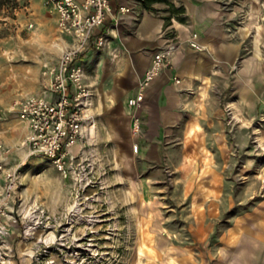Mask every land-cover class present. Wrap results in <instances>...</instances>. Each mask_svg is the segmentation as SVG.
Instances as JSON below:
<instances>
[{"label":"rangeland","instance_id":"obj_1","mask_svg":"<svg viewBox=\"0 0 264 264\" xmlns=\"http://www.w3.org/2000/svg\"><path fill=\"white\" fill-rule=\"evenodd\" d=\"M4 1L0 98L10 101L30 89L26 77L44 59L59 58V32L47 0ZM254 33L212 79L207 134L165 145L158 164L146 167L117 145L115 161L99 153L95 184L77 196L51 161L22 160L7 264H264V36L255 47L264 32ZM253 47L260 59L249 70ZM200 136L208 145L194 144ZM36 207L50 226L29 220Z\"/></svg>","mask_w":264,"mask_h":264},{"label":"crops","instance_id":"obj_2","mask_svg":"<svg viewBox=\"0 0 264 264\" xmlns=\"http://www.w3.org/2000/svg\"><path fill=\"white\" fill-rule=\"evenodd\" d=\"M170 1L177 7H184V21L173 15L164 2H154L152 9H148L143 0H112L113 10L93 38L94 41L99 35H107L108 45L96 50L92 41L80 57L86 69V83L94 93L95 127L88 140H78L70 148L73 154L79 156L83 151L86 155L89 152L97 165L100 152L108 153L107 157L115 161L117 145H126L130 157L141 159L147 167L162 161L165 145H186L187 134H207L212 79L215 74L227 72L239 60L245 38L254 31L255 37L259 26L263 34L264 0ZM121 7L129 10L121 12ZM254 9L259 12L255 13ZM245 11L249 18L241 22ZM55 20L57 24V17ZM194 34L201 49L189 43ZM173 38L179 41L180 48L172 67L164 69L144 90L141 108L131 106L130 99L139 94L140 82L150 68L154 53ZM57 41L55 46L60 57L70 38H64L59 32ZM253 52V58L247 62L251 64L249 70L254 69V62L260 59L254 47ZM58 59L54 61L51 56L44 59L40 69H34L26 77L30 89L18 93L10 101L0 98V106L9 108L16 99L29 95H48L49 100H54L55 95L49 91L51 77L44 72L46 65H54ZM136 116L141 122L140 133L134 131ZM196 123L203 128L201 133L192 130ZM28 133L29 128L16 114L0 121V161L6 160L15 169L20 167L22 160H28L30 150L23 145ZM177 134L182 137L177 138ZM201 139L202 136L194 144L208 145V137L204 141ZM134 144L139 145L137 153L133 151ZM185 155H182L183 161H186ZM62 199L61 205L64 204Z\"/></svg>","mask_w":264,"mask_h":264},{"label":"built area","instance_id":"obj_3","mask_svg":"<svg viewBox=\"0 0 264 264\" xmlns=\"http://www.w3.org/2000/svg\"><path fill=\"white\" fill-rule=\"evenodd\" d=\"M46 4L57 17L58 31L64 38H70L57 63L46 65L44 72L51 77L49 91L55 99L49 100L48 95L16 99L11 107L0 110V121L16 114L29 128L23 145L29 148L31 156L51 161L64 178L73 179L79 196L88 186L95 184L96 179V164L91 153L86 155L83 151L78 156L70 151L78 140H88L95 127L92 115L94 93L86 83V69L80 57L93 41L97 29L107 21L113 10L112 0H47ZM128 10L120 8L121 12ZM108 43L109 37L102 34L93 41V47L101 50ZM189 43L193 48L201 49L196 34L192 35ZM179 48V41L173 38L154 53L150 68L140 82L139 94L130 99L131 106H143L144 90L164 69L172 67ZM133 126L134 131L140 133L138 116L134 118ZM133 151H139L138 144L133 145ZM19 182V168L10 167L6 160L0 161V264H7L12 251L10 237L12 226L17 222L13 203ZM27 217L36 225L47 221L46 226H50L51 216L45 208L30 209Z\"/></svg>","mask_w":264,"mask_h":264},{"label":"trees","instance_id":"obj_4","mask_svg":"<svg viewBox=\"0 0 264 264\" xmlns=\"http://www.w3.org/2000/svg\"><path fill=\"white\" fill-rule=\"evenodd\" d=\"M14 2H16L17 0H13ZM145 6L148 9H152V4L154 2H164L168 7L169 10L172 12L173 15H177L180 20H185L184 17H182V15L185 13V9L184 7H177L174 3H172L170 0H143ZM6 0L3 2V4H5Z\"/></svg>","mask_w":264,"mask_h":264},{"label":"bare ground","instance_id":"obj_5","mask_svg":"<svg viewBox=\"0 0 264 264\" xmlns=\"http://www.w3.org/2000/svg\"><path fill=\"white\" fill-rule=\"evenodd\" d=\"M255 13H258L259 12V9H254ZM245 30H248L247 27L244 28ZM258 32H261V27L259 26L258 27ZM263 40V35L260 34V37L257 39V41L255 42V47H256V50L259 52L260 48H259V42H261ZM139 144V143H138ZM144 250L141 249V253L143 252ZM172 260H175V259H172Z\"/></svg>","mask_w":264,"mask_h":264}]
</instances>
